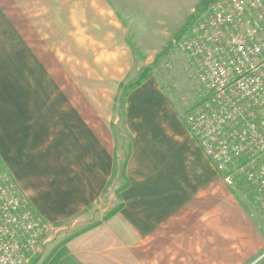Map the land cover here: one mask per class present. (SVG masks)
I'll return each mask as SVG.
<instances>
[{
	"label": "crops",
	"instance_id": "1",
	"mask_svg": "<svg viewBox=\"0 0 264 264\" xmlns=\"http://www.w3.org/2000/svg\"><path fill=\"white\" fill-rule=\"evenodd\" d=\"M11 1L0 0V163L17 193H26L29 206L58 226L56 231L81 222L59 242L60 235L49 232L52 247L43 264H220L221 234L252 233L253 222L180 110L149 80L128 91L119 127L125 145L109 128L117 127L118 116L108 123L107 111H100L97 123L70 99L71 105L55 104L52 81L44 75L48 64L33 52L28 35L34 33L22 25L29 0H13L19 24L3 6ZM201 1L104 0L111 6L100 11V23L109 18L117 28L105 27L110 46L100 45L94 61L104 59L105 48L125 47V32L141 50L163 51ZM67 12L68 19L76 17ZM59 16L54 9L39 16L48 18L51 51L54 41L61 37L69 45L76 34L74 21H57ZM110 178L117 181L115 201L102 207Z\"/></svg>",
	"mask_w": 264,
	"mask_h": 264
},
{
	"label": "built area",
	"instance_id": "2",
	"mask_svg": "<svg viewBox=\"0 0 264 264\" xmlns=\"http://www.w3.org/2000/svg\"><path fill=\"white\" fill-rule=\"evenodd\" d=\"M179 48L207 93L186 125L227 186L243 174L264 217V0H213ZM51 230L0 167V264H25Z\"/></svg>",
	"mask_w": 264,
	"mask_h": 264
},
{
	"label": "rangeland",
	"instance_id": "3",
	"mask_svg": "<svg viewBox=\"0 0 264 264\" xmlns=\"http://www.w3.org/2000/svg\"><path fill=\"white\" fill-rule=\"evenodd\" d=\"M11 2L8 6L4 4L3 6L5 9L11 8V12L8 15L19 24V10L15 7L17 3L13 0ZM108 6L110 8L111 4L109 3ZM109 8L104 0H56L53 2L52 0L40 2L29 0L27 9L29 15L27 14L26 18H22V25H25L26 31L34 33L33 36L28 35V42L33 52H37L40 55L39 58H43L45 64H48L45 65L44 75L48 76L52 81V83H48L50 85L49 89L53 91L50 96L53 100L56 99L55 104L71 105L73 104L71 101H73L74 104L82 106L81 109L83 110L84 108L85 113H91V120L97 123L100 119V111H107L108 123H112L118 116L117 127L111 124L109 128L111 127L115 137L116 131L118 132L119 139L117 142L126 145V141L123 140L119 130L123 121L122 106L125 105L128 91L126 88L137 79L139 72L147 66H151V70L143 82L149 80L155 83L167 96L170 104L180 110L183 118L190 111H194L207 93L199 82L195 68L185 53L179 48L180 42L188 35L190 26L194 23L196 17L190 19V15L186 19L178 32L173 37L171 36L172 40L181 35L180 38L171 45L166 46L163 53L161 50L152 51V55L150 54L151 51L141 50L137 47V43L132 41L131 36H128L125 32V45L123 44L125 47L120 44L118 39V44L123 48L114 50L105 48L101 52L104 59L100 62H95L96 56H100V45L102 47L110 46V40L106 39L111 35H106L108 31H104L105 27L108 26V29H112L113 32L117 28V26L109 23V18L106 24L100 23L98 17L100 11ZM14 9L17 10L14 11ZM48 9L59 11L60 16L57 21L63 22L69 19L74 21L75 28L71 30L76 33V36L71 35V43L69 45L61 37L60 40L54 41L52 51L49 47L51 45V34H46V19L48 18L39 17L42 14H46ZM67 11H74L76 17L68 19L66 17ZM114 17L115 14L113 13L112 18ZM35 21L44 24L39 27ZM90 25H92L91 30ZM118 27L122 28L121 25ZM112 37L115 39L116 35L113 34ZM91 40L92 43L89 44L88 41ZM113 55L114 58L112 57ZM106 56L108 57L107 59H105ZM88 58L91 59L89 60ZM155 58L156 62L152 63ZM146 60L150 61V65L142 63ZM48 100H51V98H48ZM119 158L124 159V152L120 154ZM0 167H2L1 163ZM232 188L236 205L238 208L241 207L247 218L249 217L253 222V231L252 233L246 231V234L237 232L234 236L221 234L219 249L221 257L219 262L220 264H232V261H235V264H264V248L259 251L257 249V246L258 248L264 246V217L256 208L254 191L245 183L243 174L235 177ZM116 189H118L117 181L110 178L107 183V189L101 196L98 205L100 204L102 207L105 204L111 205L115 201ZM18 192L26 200V204H32L26 193L21 189ZM110 207L107 213H109ZM49 224L55 234L58 233L60 235L55 240L58 242L66 238L68 234L81 228V222H79L78 226L64 227L63 230L56 231L58 226L50 222ZM52 232L51 235L54 234ZM51 235L48 233L47 239H50ZM47 239L38 243L35 251L29 255L25 264H43L52 247V241ZM239 239L245 242L244 247L240 245ZM246 243H248V246ZM255 244L257 245L256 247L254 246ZM245 254L249 257H246Z\"/></svg>",
	"mask_w": 264,
	"mask_h": 264
},
{
	"label": "trees",
	"instance_id": "4",
	"mask_svg": "<svg viewBox=\"0 0 264 264\" xmlns=\"http://www.w3.org/2000/svg\"><path fill=\"white\" fill-rule=\"evenodd\" d=\"M213 0H202V2H201V4H199L197 7H196V9H195V11L191 14V17H190V19L191 18H195V17H197V15L210 3V2H212ZM180 35V34H179ZM181 36V35H180ZM180 36L177 38V37H175V39L174 40H172L167 46H169V45H171L172 43H174V42H176V40L177 39H179L180 38ZM167 49H168V47H167ZM164 50H165V48H164ZM164 50L162 51V53L164 52ZM150 67L151 66H147L146 68H144L143 70H141L140 72H139V74H138V77H137V79L136 80H134L133 81V83L132 84H130V85H128V87L126 88L128 91H131L132 89H134V88H137L138 86H140L142 83H143V81L147 78V75L149 74V72H150ZM127 91V92H128Z\"/></svg>",
	"mask_w": 264,
	"mask_h": 264
}]
</instances>
